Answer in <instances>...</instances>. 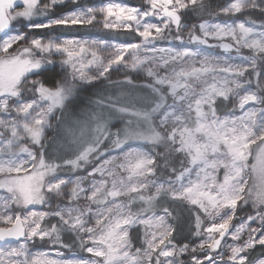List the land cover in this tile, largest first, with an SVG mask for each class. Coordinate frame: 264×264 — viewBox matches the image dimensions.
Instances as JSON below:
<instances>
[{
  "label": "snow or ice",
  "instance_id": "6c2138e0",
  "mask_svg": "<svg viewBox=\"0 0 264 264\" xmlns=\"http://www.w3.org/2000/svg\"><path fill=\"white\" fill-rule=\"evenodd\" d=\"M207 9L0 0V264H264V0Z\"/></svg>",
  "mask_w": 264,
  "mask_h": 264
},
{
  "label": "trees",
  "instance_id": "16d2710c",
  "mask_svg": "<svg viewBox=\"0 0 264 264\" xmlns=\"http://www.w3.org/2000/svg\"><path fill=\"white\" fill-rule=\"evenodd\" d=\"M91 0L87 1L90 3ZM231 0H204V3L208 6V9L203 13V14H198V13H192L188 22L191 24V23H199L201 21V15L203 17V19H207V20H210V19H213V18H210L211 16H217L215 14H212L210 15L209 13H218V10L220 7H222L223 5H226L227 2H230ZM46 2V0H45ZM134 5L135 4H140L142 3V0H133L132 2ZM57 11H61V9H57ZM249 14L248 13H243V14H238V16L236 17L237 19L239 20H243L245 19L246 16H248ZM251 18L256 20L257 22H259L262 17L260 16L259 13H251ZM221 17V20H225V19H228L227 17H223V16H220ZM212 21V20H210ZM21 22H13V27H16V26H19ZM71 32H78L79 35H88L89 33H91L93 36H95L96 34H104L103 31H101L100 27H95V28H92V27H87V28H79V29H73L71 31L69 30H65V29H58L57 30V34L59 33H64V34H71ZM121 39H123V37H121ZM123 78V75L122 73L121 74H114L113 75V79H122ZM161 149H158L157 151H160ZM173 163H176L175 161H173ZM176 166H178V164H176ZM221 176H222V173H221ZM248 211V209H247ZM238 215L240 216H243L244 213H238ZM238 220V219H237ZM239 221V220H238ZM53 223L55 221H52ZM207 224V222H206ZM183 234H187V229L185 227V231ZM179 239V238H178ZM198 242V241H197ZM66 251V250H65ZM68 252V251H67ZM260 252V249L257 248L256 250H254L251 255L253 256H256L258 255ZM183 259L185 261H187L189 259V257L187 255L183 256Z\"/></svg>",
  "mask_w": 264,
  "mask_h": 264
},
{
  "label": "rangeland",
  "instance_id": "374dc122",
  "mask_svg": "<svg viewBox=\"0 0 264 264\" xmlns=\"http://www.w3.org/2000/svg\"><path fill=\"white\" fill-rule=\"evenodd\" d=\"M87 1H89V0H87ZM103 2H106V0H91L90 1V3L91 4H94V5H99V4H101V3H103ZM115 2H118V3H127V4H129V5H134L132 2H133V0H115ZM231 2V1H230ZM230 2H227L226 3V5L228 4V3H230ZM226 5H223V6H226ZM210 18H213V19H210V20H212L213 22H215L216 20H221V17H219V15H217V16H211ZM20 26V25H19ZM19 26H16V27H13V28H18ZM99 27V26H98ZM101 29V28H100ZM101 31H103L102 29H101ZM85 36V35H84ZM88 35H86V37H87ZM184 38H185V40H187V31H185V33H184ZM161 46H165V47H167L168 45L165 43V44H162ZM218 53H220V50L219 49H217L216 50ZM243 51V54H245V55H247V54H249L248 53V51L247 50H242ZM222 54V53H221ZM233 55H235V53H233ZM158 150V149H157ZM249 161H250V163L251 162H254L253 161V159H252V157H249ZM161 166H163V161H161ZM222 177V176H221ZM4 193H3V190H0V195H3ZM53 203H55V202H53ZM35 208H36V210H38V211H46V210H48V208L45 206V205H37V206H35ZM248 209V212H252L253 210L250 208V207H248L247 208ZM239 223V221L238 220H234L233 221V224H238ZM243 238H246V236L245 237H243ZM226 239H227V242L228 243H232V241H231V239L230 238H227L226 237ZM222 244H223V242H222ZM33 251H36V250H38V249H36V248H34V249H32ZM39 250H50L49 249V246H47V245H45V246H42ZM79 255H81V256H87L88 254H86V253H78ZM71 254L69 253V252H67V251H65V256L66 257H69ZM182 259H183V257H181Z\"/></svg>",
  "mask_w": 264,
  "mask_h": 264
},
{
  "label": "flooded vegetation",
  "instance_id": "af4514ba",
  "mask_svg": "<svg viewBox=\"0 0 264 264\" xmlns=\"http://www.w3.org/2000/svg\"><path fill=\"white\" fill-rule=\"evenodd\" d=\"M55 59L58 61L59 60V57H55Z\"/></svg>",
  "mask_w": 264,
  "mask_h": 264
},
{
  "label": "water",
  "instance_id": "95a60500",
  "mask_svg": "<svg viewBox=\"0 0 264 264\" xmlns=\"http://www.w3.org/2000/svg\"><path fill=\"white\" fill-rule=\"evenodd\" d=\"M3 34H0V36H2Z\"/></svg>",
  "mask_w": 264,
  "mask_h": 264
}]
</instances>
